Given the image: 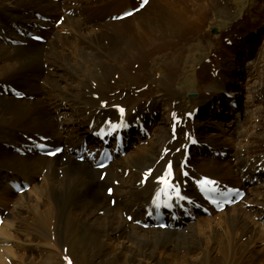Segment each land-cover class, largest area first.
I'll use <instances>...</instances> for the list:
<instances>
[{"label":"bare ground","instance_id":"bare-ground-1","mask_svg":"<svg viewBox=\"0 0 264 264\" xmlns=\"http://www.w3.org/2000/svg\"><path fill=\"white\" fill-rule=\"evenodd\" d=\"M136 5L135 0H0V211L5 217L0 264H69L70 259L72 264H264V248L257 245L264 244V187L260 191L251 187L252 179L263 174L264 113L256 116L260 117L256 123L248 117L241 120V125L249 124L250 132L243 141L242 132L237 135L241 147L232 153L235 163L208 158L202 151L200 160L191 158L195 177L206 175L247 189L239 204L217 212L218 220L198 215L202 220L198 225L183 217L189 227L179 221V228L145 229L135 222L149 219L145 207L166 161H180L184 154L176 148L186 138L171 140V112H192L219 87L241 93L232 69L245 71L251 65L254 75L258 60L257 46L251 47L246 32L239 34L243 40L230 34L227 40L235 42L236 49L225 46L224 55H250L246 65L230 58L226 66L218 62L214 69L209 66L211 73L206 75L185 59L192 54L185 46L189 39L199 35L210 40L205 29L209 8L227 11L219 3L150 0L131 17L113 19ZM58 18L63 21L56 29ZM28 31L41 33L47 41H32ZM201 46L207 48L206 43ZM221 68L222 86L214 77ZM183 79L190 81L184 89ZM4 85L25 97L6 95ZM253 90L264 112V81ZM119 104L127 108L128 120L139 119L130 109L148 118L156 110L154 127L147 126L150 139H139L148 144H134L125 157L117 155L103 170L87 159L79 161L77 152L85 143L87 147L95 143L92 131L108 116L118 119ZM162 108L167 110L163 117L158 112ZM199 118L187 122L182 131L201 133ZM39 135L47 136L49 144H64L65 150L54 158L24 156L16 150H29L30 138ZM133 137L127 136V149ZM211 141L221 148L229 146ZM167 148L171 151L165 155ZM150 167L154 170L143 184L142 175ZM15 180L26 181L31 188L19 194L11 185ZM185 180L191 184L188 194L198 196L194 184ZM110 184L112 194L107 193Z\"/></svg>","mask_w":264,"mask_h":264},{"label":"rangeland","instance_id":"rangeland-1","mask_svg":"<svg viewBox=\"0 0 264 264\" xmlns=\"http://www.w3.org/2000/svg\"><path fill=\"white\" fill-rule=\"evenodd\" d=\"M201 1L205 3H211V2H214L216 4L219 3L222 7H227L226 9L227 11L225 12L216 9L215 7H210L208 11L207 21L205 24V29L207 30L206 36L210 38V40L200 39L198 35L195 37V39H189L188 42H186L185 44L186 49L188 48L191 49L192 54L188 53L185 59L187 61L192 60V65H193L192 67L196 68L197 70H201L206 75H208L211 73L210 69L211 68L214 69L216 62H218L219 65L226 66L228 64V60L226 59L231 58V60L236 61L239 65H241L242 63L243 65H246L245 64V62H247L246 60L250 61L251 58H249L250 55L247 58H244L245 56L242 52H239L240 55L230 54L229 58L224 57V55L227 54L225 46L236 49L235 42H233L232 40H227L229 37H231L230 34L237 35L236 38L238 40L241 39L243 40L244 35H239V34L246 32L247 39H249L250 42H252L251 47L252 45L256 44L258 50V51L256 50L255 52V54L258 56L257 58L258 60L256 63V67L253 69L254 75H252L249 72V70H251L252 67H254L251 65H246L245 71L239 68H237V70L232 69V72L235 76L234 79L235 86H237L238 90L241 93L235 94V92L230 90L228 87L227 88L219 87L217 92L214 93L213 95H206V97L209 99H205L204 104L198 107V109L200 110V116L198 115V117H200L199 119L201 124L199 128L201 130V133L198 131L197 132L194 131V132L196 136L201 138L204 144L206 143L207 145L192 147V152L195 153V155L193 156H197L196 158L200 160L201 158H203V155L205 154V156L206 155L209 156L208 158H212V159L220 158L221 160H225L227 158L229 159V162L235 163L236 157L233 156L232 153L235 150H239L241 147V145L238 144V141H236V138H238L237 135L239 134V132H242L241 134H243L244 136L242 138L243 141L246 139L245 138L246 134L250 132L248 126L249 124L241 125L240 123L241 120L244 117H248L249 120H251L253 123H256L260 118L256 116L262 115V113H264L262 110V105L260 104V101L257 99L259 97L257 92L255 94L253 93L254 91L253 89L255 88V86L259 85L262 81H264L263 80L264 57H262L264 55V0H201ZM135 3H137V0H135ZM33 13L36 14L37 12H33ZM58 20L59 18L57 19V21ZM49 21L52 22L54 20L49 18ZM54 25L56 29L62 26L61 25L60 27H58L60 25L58 23H54ZM202 43L207 44L206 49H204L201 46ZM215 47L217 48L214 49ZM247 54H248V50H247ZM238 56H241V58L239 59ZM252 56L254 55L252 54ZM187 66L188 64L186 63L184 65L185 71L188 69ZM222 73H223V68L218 69L216 70L214 76L217 79V84L221 86L222 84L225 83V79ZM190 74L191 72L188 73L189 76ZM180 77L182 78L183 75ZM189 85H190V81L188 79L187 80L183 79L181 81L180 87L184 89ZM257 91H259V89ZM192 93H196L197 94L196 97H199L197 91L194 90ZM233 102H236L237 104L234 105ZM153 105L155 109H158V107L160 106L159 103ZM128 111L134 112V116H138V118L140 120H143L147 126L154 127L156 110L150 113L151 116L149 118L146 117L147 114L137 113L134 111V109H130ZM158 112L159 115L160 116L162 115L163 117L164 115H166L167 110L165 109L163 111L162 108ZM146 121H148V123ZM134 137L135 140L133 138V142H130L132 146H128L127 151L131 148H135L133 146L134 144L136 146L140 144H146V145L148 144V141L142 142L139 140V139L141 140L143 139V136H141L140 134L139 135L136 134L134 135ZM212 139H215L217 142H223V144H227L229 146H225L222 148L220 146H216L215 143L211 141ZM203 148H206L207 151L204 152V150H202ZM200 151H202L204 154H202ZM214 151L215 153L212 155ZM217 151H227V153L225 155H219ZM257 171L258 170H256L255 174H258ZM262 173L263 174L262 176H260V178L263 179V181L260 180V178L258 180L257 177H255L251 181L252 183L251 187H253L254 190L257 189L256 191H260L264 187V176H263L264 170ZM39 180H41V178ZM247 182L248 183H246V185L249 184V181ZM187 185L189 186L191 184H187ZM109 186H113V184H110ZM245 202H247V200ZM214 214L215 215L211 217L215 218V219L213 218V220L216 219L218 220V216H217L218 213H214ZM194 221L198 225L202 220L200 218L199 219L197 218ZM188 223H190L189 220L183 221V225L185 224L187 225ZM190 225L191 223L187 225V227H189ZM257 245H259L261 248H264L263 243L262 244L259 243ZM10 261L11 260L9 259L8 262Z\"/></svg>","mask_w":264,"mask_h":264},{"label":"snow or ice","instance_id":"snow-or-ice-1","mask_svg":"<svg viewBox=\"0 0 264 264\" xmlns=\"http://www.w3.org/2000/svg\"><path fill=\"white\" fill-rule=\"evenodd\" d=\"M144 2L147 3V0H144ZM129 15H131V13H129ZM121 112H123V109H121ZM169 174H171V166L170 165H169ZM163 182L167 183V181H163ZM202 183H204V184H214L215 182L214 181L205 180ZM169 187H171V185H169ZM69 264H71V261H69Z\"/></svg>","mask_w":264,"mask_h":264}]
</instances>
